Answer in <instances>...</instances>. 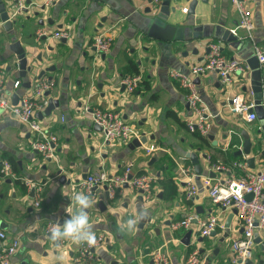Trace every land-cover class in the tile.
<instances>
[{
  "label": "crops",
  "instance_id": "1",
  "mask_svg": "<svg viewBox=\"0 0 264 264\" xmlns=\"http://www.w3.org/2000/svg\"><path fill=\"white\" fill-rule=\"evenodd\" d=\"M42 1L30 0L27 9L16 17L11 30H5L0 21L1 88L19 96L23 92L30 93L37 82L33 73L26 78L18 75L15 57L8 48L15 37L25 45L34 72L55 66L43 75L53 80L47 100H58L50 114H43L41 118L35 114L39 123L57 136V160H44L30 147L33 133L9 113L0 114V222L5 224L0 229L20 240L10 263L79 264L74 261L78 245L70 240H63L62 246L59 242H52L46 230L47 224L57 221L63 224L69 218L73 196L70 189L83 180V174L101 168L119 173L131 163L133 173L155 175L151 198L145 200L139 190L127 185H123L112 198H107L103 187H97L92 199L94 206L88 212L95 235L102 233L104 240L94 250L120 246L125 264H153V251L159 248L167 255L168 264H184L189 252L197 248L199 264H234L231 241L241 234L242 228L233 213L229 233L223 235V225L232 208L224 209L211 202L203 179L210 176L209 155L222 163L246 158L244 154L237 155V147L231 148L230 142L236 137L241 144L239 132H254L261 128L264 120L257 116L247 121L242 114L229 108L230 98L238 92L244 93L248 100H254L249 82L254 72L247 62L254 56L253 40L220 37L223 30L235 31L240 36L244 34L237 26L238 14L230 0H197L192 14L188 12V2L180 0L167 22L175 25L190 22L199 28L197 38L187 43L159 41L145 34L141 18L147 16L144 11L148 6L147 0H55L41 8ZM171 4L174 1L171 0ZM249 7L254 24V42L264 44V0H254ZM35 11L39 12L38 16L33 15ZM39 19L43 24H38ZM216 25L219 27L215 29ZM40 28L49 33L67 28L70 36L59 40L52 37L37 39L35 32ZM106 28H110L111 46L106 53L97 56L92 40L97 32ZM208 42H218L222 54L243 62L244 69L234 72L227 84H222L217 72L211 70L195 80L201 96L202 114L209 123L207 134L213 136L210 139L206 134V141L198 143L197 137L186 128L187 120L194 118L186 100V90L169 76V70L175 68L188 72L204 58ZM144 45L150 50L144 51ZM49 46L51 49H47ZM184 50H187L186 55L181 54ZM37 54H41V63L35 58ZM130 59L138 66L140 81L128 93L120 81L123 78L121 66ZM252 63L264 72V64L257 59ZM28 79L30 86L26 88L22 82ZM15 80L20 81L16 89L12 87ZM85 106L118 113L138 128L141 135L144 133L147 137L145 144L154 143L166 148L167 152L147 154L142 145L129 148L132 138L113 145L106 144L102 130L93 128L95 123L90 112L84 111ZM261 148H264V142H261ZM188 152L197 155L202 168L198 177L195 174L197 194L189 202L183 196V184L174 179L175 158L184 157L193 168ZM163 156L172 159V173L165 168ZM4 161L14 163V176L1 174ZM59 169L66 178H70L69 184L59 181ZM250 169L264 170V157L256 159L254 168ZM215 176L224 177L223 173H215ZM21 179L43 184L38 206L33 203L34 193ZM76 192L90 196L80 187ZM99 201L105 206L103 209L97 205ZM139 210L152 214V223L145 224L144 229L136 227L132 232L127 231V220L138 218ZM217 213L222 227L208 236H201L193 221L186 230L173 231L170 228L173 220L185 214L205 217ZM187 230H192V233L185 244L182 238ZM257 233L261 241L255 242L253 256L245 264H264V229ZM92 258L93 253L89 259Z\"/></svg>",
  "mask_w": 264,
  "mask_h": 264
},
{
  "label": "built area",
  "instance_id": "2",
  "mask_svg": "<svg viewBox=\"0 0 264 264\" xmlns=\"http://www.w3.org/2000/svg\"><path fill=\"white\" fill-rule=\"evenodd\" d=\"M27 0H5L8 9V19L13 20L27 9ZM55 0H43L42 6L49 5ZM254 0H230L235 11L238 14L237 26L243 30V36L235 31L231 34L238 39L246 38L253 40L252 52L260 64H264V44L254 42L253 20L249 4ZM161 0H149L147 5L151 12L158 11ZM187 10V8H182ZM52 37L55 40L66 39L70 36L69 29H57L54 32H47L40 28L35 32V38ZM96 55L106 53L111 46L110 28L97 32L92 40ZM208 52L204 58L190 68L188 72H183L172 68L169 70V76L176 80L179 85L186 90V100L194 115L193 119H188L186 128L190 131L198 130L200 134L206 135L209 129V123L203 116V107L201 106V96L195 84V78L206 71H215L219 75L222 84L230 82L231 75L234 72L242 71L244 64L235 59H229L222 54L221 46L218 42H208ZM140 81L139 74L123 76L120 83L128 93L132 92ZM2 77H0V114L9 113L18 122L24 124L33 138L30 140V147L38 151L44 160H57L56 145L57 136L49 132L42 126L35 112L42 110L47 105V98L44 91L49 90L53 85V80L45 75L37 79L34 88L30 93H21L16 103H12L10 92H6L2 86ZM20 84L15 80L12 87L16 89ZM229 108L234 113L244 116L247 121H252L257 117L254 110L255 103L248 100L246 95L238 92L229 100ZM259 105L264 110V97ZM85 112H90L93 123L101 127L104 142L113 145L117 141H129L131 138L140 137L141 132L138 128L122 119L121 115L111 110H103L99 107H84ZM147 154L152 152H167L166 148L154 143L142 144ZM237 149L241 148L238 144ZM184 157L174 159L176 174L174 179L183 184V196L185 200H191L195 197L198 187L195 182V171L188 164ZM209 170L214 176H206L203 183L208 187V196L213 203L219 204L222 208H235L236 218L242 228L241 234L231 241L233 251L232 262L234 264H245V260L253 256V247L255 244L254 232L264 229V170H254L248 168L246 158L231 160L227 163L216 162L209 166ZM215 173H223L224 177H216ZM3 176H14L10 163L4 161L1 167ZM22 183L34 193V205L38 206L43 191V184L35 181L21 179ZM156 177L152 173H133L132 164L128 163L119 173L109 172L106 169H100L86 175L75 187H71V195H74L77 188L84 189L93 199V187L107 186L109 197L116 195L117 191L126 184L133 190H141L142 197L145 200L151 198V191ZM251 194L250 197H247ZM68 212V209L66 210ZM196 219L198 232L201 236H208L211 231L222 227L219 221V215L209 214L205 217H196V215L185 214L182 218L173 220L170 228L173 231L186 230L191 225L192 219ZM56 226V222L47 224V232ZM96 244L88 246L81 244L77 247V253L74 261L81 264L92 256V249L100 245L104 240L102 233L96 234ZM62 246L64 241H59ZM20 246V240L17 236H9L3 229H0V264H11V257L16 253ZM153 264H168L167 255L159 248L152 254ZM200 254L197 248H193L184 262V264H199Z\"/></svg>",
  "mask_w": 264,
  "mask_h": 264
},
{
  "label": "water",
  "instance_id": "3",
  "mask_svg": "<svg viewBox=\"0 0 264 264\" xmlns=\"http://www.w3.org/2000/svg\"><path fill=\"white\" fill-rule=\"evenodd\" d=\"M130 1V0H129ZM149 1V0H147ZM174 1V4H171V0H161V4L159 6V9L157 12L153 13L151 12L149 6L145 8V13L147 16L144 18H141V24L143 25V30L145 34L153 39H157L159 41H165V42H183L187 43L190 40H194L197 38L196 31L199 29L195 25H191L190 22H183L182 24L175 25L167 22V18L170 15L171 12H175L176 9L178 8V2L180 0H172ZM188 2V12L192 14L194 12L195 6L197 4V0H186ZM202 1H207V0H202ZM30 0H27L26 3H29ZM44 6H41L43 8ZM33 15L38 16L39 12L35 11ZM0 21L2 26L4 27L5 30H11L13 25L16 22V19L10 20L8 19V9L6 7V3L3 0H0ZM38 24H43V20L39 19ZM146 27V28H145ZM219 27L218 25L215 26V29ZM222 39H238L237 36L229 33L228 30H223L222 35L220 36ZM42 38H45V36H42ZM160 46L161 44H157ZM9 50L12 52V54L15 57V61L17 64L18 68V75L22 78H26L29 75H33L34 80L38 79L41 77L45 71L47 70H53L55 69L54 65L47 66L45 68H42L38 72H34V65L29 62L31 60L30 57H28V53L26 50L25 45L21 44L20 40L16 39L15 37L13 40L8 44ZM47 49H51V47H47ZM144 51L150 50L149 46L144 45L142 47ZM195 52V48H194ZM182 55L187 54V50H184L181 52ZM36 60L38 62H42L41 59V54L36 55ZM147 59V58H145ZM34 60V59H32ZM253 60H256L255 56H251L247 62L250 64L252 71L254 72V76L250 78V89L253 93V102L255 103L254 110L257 112V116L259 119L264 120V110H262L261 106L259 105L262 96H264V78H262V75H264V72H262L258 66L254 65L252 63ZM137 63L139 64L140 61L138 60ZM33 73V74H32ZM199 77H196L195 80H198ZM22 85L26 88H29L30 86V80H25L22 82ZM49 94V91L46 90L44 91V95L47 96ZM18 95L16 93L11 94V101L12 103H16L18 100ZM58 104V100L49 98L47 100V105L42 111H36L35 114L38 118H41L43 114L48 115L51 113L53 108ZM93 128L95 130L101 131V127L97 124L93 125ZM239 135L242 138V143H241V148L237 149L236 154L237 155H246V161L247 165L250 168H254V162L256 159H260L261 157H264V148H261V142H264V124H262L261 128L255 130L254 132H248L247 130H241L239 132ZM207 137L212 139L211 134H207ZM151 138V136L149 137ZM147 141V137L142 133L140 137H134L132 140L128 143L129 148H134V147H139L142 144H144ZM90 149H93L91 147ZM187 157L190 158L191 162L193 163V168L196 173V176L201 174L202 168L201 165L199 164L198 157L194 152H188ZM202 157H206V154H202ZM49 160V159H48ZM57 174L59 175V181L61 183H70V178H66V175L61 172V169L57 170ZM210 176H214L213 172H209ZM82 177H86V174H83ZM9 181V180H7ZM126 186V184H124ZM106 197H109V194L107 192V186L103 185L102 186ZM96 187H93L92 190H95ZM33 193V190H31ZM141 193V190H139ZM251 194H248L247 197H250ZM141 199V196H139ZM97 205L103 209L105 206H103L102 202L99 201ZM143 211H138V217L140 216V213ZM198 212V210H197ZM236 210L235 208H232V212L228 215L224 222V236H227L230 230V222H231V215L235 213ZM193 222H196V219H192ZM151 224L152 223V214L150 215H145L143 218L138 219L137 222V228L144 229L145 224ZM0 226H5L3 222H0ZM192 233V230H187L186 233L184 234L182 241L187 244L189 242V237ZM215 231H211L210 234H214ZM50 236V232L48 233ZM255 242H260L261 238L258 235L257 231L254 232ZM94 251V248L92 249V252ZM249 259L245 260V263H248Z\"/></svg>",
  "mask_w": 264,
  "mask_h": 264
},
{
  "label": "clouds",
  "instance_id": "4",
  "mask_svg": "<svg viewBox=\"0 0 264 264\" xmlns=\"http://www.w3.org/2000/svg\"><path fill=\"white\" fill-rule=\"evenodd\" d=\"M71 204L72 211L68 215L69 218L64 220L63 224H60L59 221L56 222L49 239L54 243L61 240H70L75 245L87 244L88 246H94L97 240L88 212L94 206V201L90 196L82 192H76L72 196ZM145 215H147L146 212H141L138 218L127 220V231H134L138 219L143 218Z\"/></svg>",
  "mask_w": 264,
  "mask_h": 264
},
{
  "label": "trees",
  "instance_id": "5",
  "mask_svg": "<svg viewBox=\"0 0 264 264\" xmlns=\"http://www.w3.org/2000/svg\"><path fill=\"white\" fill-rule=\"evenodd\" d=\"M121 72L123 76H131L134 74H137L139 72L138 70V66L137 64L133 61V60H128L127 62H125L122 66H121ZM192 133L195 135V137H197L198 139V143L201 142H205L206 141V137L202 134H200V132L198 130H193ZM239 144L238 139L236 137H233L231 142H230V147L231 148H236V146ZM220 154H222V152H220ZM216 157H214L213 155H209V164L212 163H216ZM165 165V168L172 173V168H173V161L172 159H170L169 156H163V164ZM11 164V168L12 170L15 171V165L14 163H10ZM161 165V164H160ZM190 200H188L187 202H189Z\"/></svg>",
  "mask_w": 264,
  "mask_h": 264
},
{
  "label": "rangeland",
  "instance_id": "6",
  "mask_svg": "<svg viewBox=\"0 0 264 264\" xmlns=\"http://www.w3.org/2000/svg\"><path fill=\"white\" fill-rule=\"evenodd\" d=\"M140 147V146H139ZM152 192V191H151ZM148 225V224H147ZM150 225V223H149ZM120 246H114L112 248H105L104 251L94 250L93 251V258L87 259L86 261L82 262L81 264H115L113 263L116 261V264H125L121 257L124 256V253H121ZM115 255V257H114Z\"/></svg>",
  "mask_w": 264,
  "mask_h": 264
}]
</instances>
